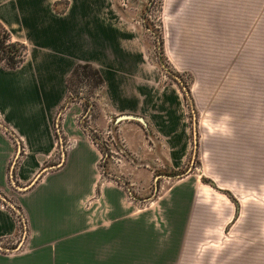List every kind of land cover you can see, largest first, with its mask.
<instances>
[{
    "label": "crops",
    "instance_id": "1",
    "mask_svg": "<svg viewBox=\"0 0 264 264\" xmlns=\"http://www.w3.org/2000/svg\"><path fill=\"white\" fill-rule=\"evenodd\" d=\"M124 12L107 0H0V23L14 42L27 47L18 69L0 64V197L23 211L30 232L26 251L0 254V264L123 261L124 193L106 184L99 199L106 210L100 211L94 199L101 151L79 126L84 106L72 101L64 109L68 79L78 65H92L104 80L91 105V129L105 131L122 116L147 121L163 140L171 168L179 171L187 162L191 142L182 95L171 88L141 92L135 74L142 42ZM164 17L173 36V41L166 36L169 59L202 68L195 96L198 126L205 130L200 132L201 160L209 151L213 174L229 175L241 159L240 174H252L248 161L255 154V174L264 176V0H164ZM131 126L118 124L128 151L138 155L148 147L153 168L155 144L140 125ZM203 163L198 172L204 171ZM183 182L186 178L166 201L190 196ZM19 230L0 198V240L15 238Z\"/></svg>",
    "mask_w": 264,
    "mask_h": 264
},
{
    "label": "rangeland",
    "instance_id": "2",
    "mask_svg": "<svg viewBox=\"0 0 264 264\" xmlns=\"http://www.w3.org/2000/svg\"><path fill=\"white\" fill-rule=\"evenodd\" d=\"M107 1L110 7L125 11L126 18L138 27L143 58L135 76L140 77L141 92L155 90L159 94L165 88L178 89L191 142L185 166L175 171L167 160L163 140L147 121L122 116L111 120L105 131L91 129L90 116L94 115L91 105L103 88L95 89L83 77L72 80V101L81 103L85 111L78 119L79 126L102 154L98 165L100 183L94 200L100 211H105L99 199L106 184L115 185L124 193L125 252L119 264H264V176L255 174L259 162L255 154L248 161L252 174H240L243 163L239 159L237 170L231 169L234 173L215 175L209 151L201 160L200 132L205 130L198 126L201 115L195 96L201 87L203 72L201 65L195 62L181 63L167 56L166 36L171 41L173 36L165 29L164 0ZM66 8L63 5L60 10ZM120 122L140 125L151 146L155 144L153 168H149L152 162H149L148 147L138 155L128 151L118 127ZM57 130L60 148L65 150L61 120L57 122ZM203 146L206 150L210 148L206 143ZM203 162L205 176L197 171L204 167ZM185 178L183 183L190 189V196L177 197L175 202L166 201L168 192ZM0 198L5 208L12 211L20 228L15 238L0 240V254L21 255L29 241L28 223L19 207L4 196Z\"/></svg>",
    "mask_w": 264,
    "mask_h": 264
},
{
    "label": "trees",
    "instance_id": "3",
    "mask_svg": "<svg viewBox=\"0 0 264 264\" xmlns=\"http://www.w3.org/2000/svg\"><path fill=\"white\" fill-rule=\"evenodd\" d=\"M26 54L27 47L19 42H14L11 33L0 23V64L7 69L16 70L25 62ZM81 77L91 82L95 89H100L104 86V80L95 67L89 64L78 65L68 79L70 99L66 102L64 109L74 99L71 88L72 80Z\"/></svg>",
    "mask_w": 264,
    "mask_h": 264
}]
</instances>
